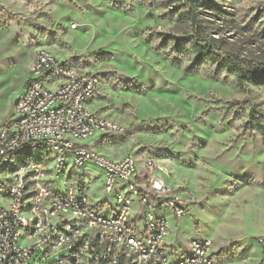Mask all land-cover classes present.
I'll list each match as a JSON object with an SVG mask.
<instances>
[{
  "label": "rangeland",
  "instance_id": "rangeland-1",
  "mask_svg": "<svg viewBox=\"0 0 264 264\" xmlns=\"http://www.w3.org/2000/svg\"><path fill=\"white\" fill-rule=\"evenodd\" d=\"M180 4L0 0V127L13 118L38 52L75 61L101 78L91 110L124 130L102 143L95 138L93 149L114 160L132 156L139 164L160 159L171 182L189 193L192 204L184 218L178 224L168 218L167 245L181 255L190 241L210 240L214 264H257L259 237L245 231L252 217L264 218V138L243 131V125L255 117L264 127V87L239 88L224 70L212 71L216 79L206 76L204 67L186 73L193 63L188 46L179 49L182 55L170 44L156 52L158 34L193 35L188 24L176 20ZM221 4L225 14L200 11L206 42L219 56L264 65V0ZM69 172L60 175L59 191ZM83 172L94 202L112 203L100 189L99 170L88 164ZM236 193L246 204L253 200L247 205L252 217L241 203L233 204Z\"/></svg>",
  "mask_w": 264,
  "mask_h": 264
},
{
  "label": "built area",
  "instance_id": "built-area-1",
  "mask_svg": "<svg viewBox=\"0 0 264 264\" xmlns=\"http://www.w3.org/2000/svg\"><path fill=\"white\" fill-rule=\"evenodd\" d=\"M100 86L75 61L36 54L0 127V264H214L210 240L190 241L181 255L167 245L169 216L178 224L192 203L160 159L114 160L91 146L124 133L91 110ZM88 164L112 203L87 193ZM256 245L264 264V237Z\"/></svg>",
  "mask_w": 264,
  "mask_h": 264
},
{
  "label": "trees",
  "instance_id": "trees-1",
  "mask_svg": "<svg viewBox=\"0 0 264 264\" xmlns=\"http://www.w3.org/2000/svg\"><path fill=\"white\" fill-rule=\"evenodd\" d=\"M180 3L176 20L182 24H188L193 30V35L183 39L158 34L161 37L160 48L158 47L156 52H160L164 46L170 44L177 51V54L182 55L179 49L188 46L191 50L190 54L193 56V63L186 73L195 74L198 72L199 67H204L205 75L216 79L211 74L212 71L224 70L227 74L234 77V82L239 88H244L247 85L264 87V65L250 64L230 54L219 56L216 53V49L206 42L200 11L211 9L217 14H225L221 0H180ZM146 42L150 43L151 41L147 39ZM172 63L177 65L173 61ZM243 131L250 133L256 131L264 138V127L260 125L255 117H251L250 121L243 125Z\"/></svg>",
  "mask_w": 264,
  "mask_h": 264
},
{
  "label": "crops",
  "instance_id": "crops-1",
  "mask_svg": "<svg viewBox=\"0 0 264 264\" xmlns=\"http://www.w3.org/2000/svg\"><path fill=\"white\" fill-rule=\"evenodd\" d=\"M232 198H233L232 199L233 200V204L237 203L239 205L241 203L242 206L241 205H239V206L240 207H243V209L245 211H247V212H245V214L247 213L249 217H252V214L251 213H248V212H251V211H249V208L247 207V205H252L251 202H253V200H251V198H248L249 199L248 204H246L244 202L245 199L241 198L239 195L238 196H235V197H232ZM240 207H238L236 209H239ZM261 230H264V218L256 215V216L252 217V225H251L249 231H247V230L245 231V235L254 233V234H256L257 238L258 237L260 238L261 236L264 235L263 233L261 234L259 232ZM258 261H259V259H258ZM258 261H257V263H258Z\"/></svg>",
  "mask_w": 264,
  "mask_h": 264
}]
</instances>
